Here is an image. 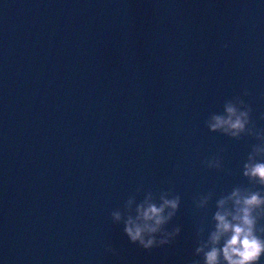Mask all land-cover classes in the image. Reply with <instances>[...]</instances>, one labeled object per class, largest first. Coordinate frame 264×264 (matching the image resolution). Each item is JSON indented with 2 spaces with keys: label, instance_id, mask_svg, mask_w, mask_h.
Instances as JSON below:
<instances>
[{
  "label": "water",
  "instance_id": "1",
  "mask_svg": "<svg viewBox=\"0 0 264 264\" xmlns=\"http://www.w3.org/2000/svg\"><path fill=\"white\" fill-rule=\"evenodd\" d=\"M257 165L264 0H0V264H230L236 227L264 248Z\"/></svg>",
  "mask_w": 264,
  "mask_h": 264
},
{
  "label": "clouds",
  "instance_id": "2",
  "mask_svg": "<svg viewBox=\"0 0 264 264\" xmlns=\"http://www.w3.org/2000/svg\"><path fill=\"white\" fill-rule=\"evenodd\" d=\"M247 95V92H245ZM227 113L229 114V119L224 120L221 117L217 116L214 117L215 123L212 124L210 127L214 130L219 128L222 124H230V126L234 129H239L243 127L240 117L245 116L244 112L240 113V116H237L236 119L233 121L231 117L235 115V109L231 106L227 107ZM253 174L260 175L264 178V165H257L254 170ZM255 201V197L252 198L249 203ZM165 207H170L172 209H176L177 202L175 200H164L163 203L157 207L155 205L149 204L148 207L144 210L138 209L137 211L140 213L138 219L144 221V223L136 224L135 222L129 220L124 228V232L127 234L130 242H139V244L146 250L151 249L154 245L157 244L154 237L151 234L156 233L158 228L161 224H163L171 215L169 213L168 216H163L162 213L164 212ZM115 219H119V216L116 215ZM216 219L220 221L219 227H222L224 230L228 229V224L224 222V218L220 215H217ZM148 221H154L153 224L147 223ZM245 222L250 223L245 216ZM178 231V229H177ZM234 234L232 238L228 242V246L225 248V256L226 259L230 261V264H248L249 261H254L258 259L260 252L264 250L262 248L260 242L256 240L254 237H250V234H245L241 237L242 229L239 227L234 228ZM149 234V238L147 240L144 239V234ZM217 239L216 236L213 237V240ZM168 243L166 239L159 240V245H164ZM111 251V249H108ZM230 252H235L241 255V259L232 260ZM216 259V251L213 250L211 253L207 255V264H214Z\"/></svg>",
  "mask_w": 264,
  "mask_h": 264
}]
</instances>
